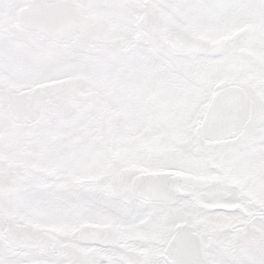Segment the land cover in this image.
<instances>
[{
  "label": "snow or ice",
  "instance_id": "6c2138e0",
  "mask_svg": "<svg viewBox=\"0 0 264 264\" xmlns=\"http://www.w3.org/2000/svg\"><path fill=\"white\" fill-rule=\"evenodd\" d=\"M0 264H264V0H0Z\"/></svg>",
  "mask_w": 264,
  "mask_h": 264
}]
</instances>
